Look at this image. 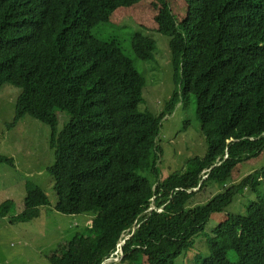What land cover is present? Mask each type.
<instances>
[{"label":"trees","instance_id":"trees-1","mask_svg":"<svg viewBox=\"0 0 264 264\" xmlns=\"http://www.w3.org/2000/svg\"><path fill=\"white\" fill-rule=\"evenodd\" d=\"M139 1L0 0V88L20 90L8 128L26 116L51 128L55 209L92 219L50 261L175 264L245 192L254 194L245 213L217 225L203 263L264 264V167L237 174L264 150V0H186L180 23L170 0H158L157 31L170 38L181 81L159 115L140 109L146 80L119 42L93 35L117 6ZM132 41L138 59L154 58L156 41ZM191 97L207 152L163 177L161 121ZM61 99L75 111L58 131ZM0 163L14 165L5 156Z\"/></svg>","mask_w":264,"mask_h":264},{"label":"rangeland","instance_id":"rangeland-1","mask_svg":"<svg viewBox=\"0 0 264 264\" xmlns=\"http://www.w3.org/2000/svg\"><path fill=\"white\" fill-rule=\"evenodd\" d=\"M157 4L158 0H141L136 4L119 5L107 22L93 29V35L119 42L146 80L140 109L159 115L180 88L181 81L176 78L170 38L157 31ZM170 5L180 23L188 12L186 0H170ZM135 34L156 41L152 60H141L134 54L132 38ZM19 94V88L10 84L0 88V156L14 161L13 166L0 163V264H52L50 257L62 255L68 243L88 229L92 219L86 214L68 215L56 211L54 179L48 172L55 162V151L50 146L51 128L31 116L8 128L14 119ZM65 100L56 103L58 131L69 123L75 111L73 100ZM157 143L161 148L163 177L186 169L192 158L205 156L208 145L194 97L180 101L161 121ZM262 167L264 150L241 163L237 174L242 176ZM253 197V193L239 194L229 207L214 214L195 247L181 254L175 264H204L203 260L210 253L207 239L213 236L217 225L231 214H244ZM228 258L235 261V253L229 252ZM105 261L112 264L119 259Z\"/></svg>","mask_w":264,"mask_h":264},{"label":"water","instance_id":"water-1","mask_svg":"<svg viewBox=\"0 0 264 264\" xmlns=\"http://www.w3.org/2000/svg\"><path fill=\"white\" fill-rule=\"evenodd\" d=\"M154 209H155V207L152 206L149 210H147L144 214H142V215L140 216V218L143 217L145 214L149 213L151 210H154ZM160 210H162V209H160ZM132 227H134V225H133ZM128 237H129V232L123 236V238H125V240H126ZM123 242H124L123 240H122V241H119L118 246H121V244H122ZM102 264H106V261L104 260V262H103Z\"/></svg>","mask_w":264,"mask_h":264}]
</instances>
